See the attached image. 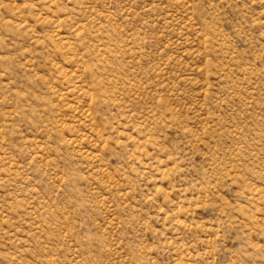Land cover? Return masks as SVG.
Here are the masks:
<instances>
[{"label":"rangeland","instance_id":"rangeland-1","mask_svg":"<svg viewBox=\"0 0 264 264\" xmlns=\"http://www.w3.org/2000/svg\"><path fill=\"white\" fill-rule=\"evenodd\" d=\"M0 264H264V0H0Z\"/></svg>","mask_w":264,"mask_h":264}]
</instances>
